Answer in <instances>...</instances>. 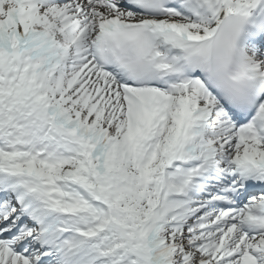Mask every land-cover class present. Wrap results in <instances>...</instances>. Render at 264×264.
<instances>
[{"label": "snow or ice", "instance_id": "6c2138e0", "mask_svg": "<svg viewBox=\"0 0 264 264\" xmlns=\"http://www.w3.org/2000/svg\"><path fill=\"white\" fill-rule=\"evenodd\" d=\"M0 264H264V0H0Z\"/></svg>", "mask_w": 264, "mask_h": 264}]
</instances>
